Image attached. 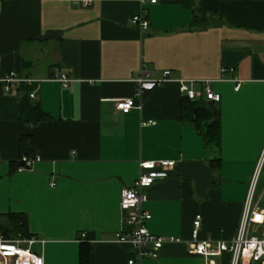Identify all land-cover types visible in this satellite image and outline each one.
I'll list each match as a JSON object with an SVG mask.
<instances>
[{
	"label": "crops",
	"instance_id": "1",
	"mask_svg": "<svg viewBox=\"0 0 264 264\" xmlns=\"http://www.w3.org/2000/svg\"><path fill=\"white\" fill-rule=\"evenodd\" d=\"M138 8L136 0H0V72L35 82L33 99L49 114L22 122L18 95L0 81V213L25 214L31 236L44 240V264H79L82 246L89 264H204L189 252L196 215L199 239L229 242L236 233L264 150V0H157L145 5L143 29L129 21ZM199 9L206 24L193 20ZM57 68L72 78L68 85L51 78ZM164 69L169 78L137 99L139 107L116 108L117 97L134 95L137 77ZM175 78L188 80L197 98L211 101L208 80L220 94L215 154L182 117L187 96ZM23 135H32L41 159L18 172ZM142 160L175 161L143 189L141 207L150 233L181 241L139 260L114 237L130 229L120 191L133 185ZM255 200L264 214V160Z\"/></svg>",
	"mask_w": 264,
	"mask_h": 264
},
{
	"label": "built area",
	"instance_id": "2",
	"mask_svg": "<svg viewBox=\"0 0 264 264\" xmlns=\"http://www.w3.org/2000/svg\"><path fill=\"white\" fill-rule=\"evenodd\" d=\"M89 0H81L86 4ZM139 8L130 15L129 21L139 28H147L149 18L145 5L154 3L157 0H136ZM224 71V68H222ZM169 69H164L160 76H140L135 79L134 95L130 97H117L115 106L124 112L131 107H139L137 99L143 97L145 92L153 89L164 82L169 77ZM51 78L68 85L72 80L64 71L57 68ZM236 81L235 88L239 87V80ZM16 71L9 70L0 72V81L3 83L5 91L17 94V84L23 81ZM179 89L189 98H195L197 92L188 84L184 78H175ZM24 81L31 82L30 79ZM204 93L207 98L218 101L220 94L210 87V81H206ZM31 98L35 97V90L29 92ZM148 122H153L148 119ZM39 155H21L16 164L15 170L20 172L32 170L36 162L40 161ZM264 160V150L260 161L250 180L247 195L243 204L240 220L234 237L229 241H214L210 238L199 239L200 215H196L193 220L189 252L203 258L204 264H222L221 255L224 251L229 253L228 264H244L254 262L264 264V214L255 200V188L259 175L260 166ZM175 165L173 160H142L139 162V174L131 187H124L120 191L119 207L123 213V222L130 227L129 230H121L115 234L114 242L130 245L137 253L138 259L142 257L156 258L161 248L168 242H180L181 238L173 236H159L150 233L145 223L150 218V214L143 210L141 203L144 200L143 189L152 184L158 178L166 176ZM53 184V183H52ZM80 241L86 240L84 233H81ZM44 240L35 236L18 237L6 239L0 236V264H44L42 255L39 253V245ZM33 244H37L38 251L31 249ZM129 264L138 263L137 260L130 259ZM246 264V263H245Z\"/></svg>",
	"mask_w": 264,
	"mask_h": 264
},
{
	"label": "trees",
	"instance_id": "3",
	"mask_svg": "<svg viewBox=\"0 0 264 264\" xmlns=\"http://www.w3.org/2000/svg\"><path fill=\"white\" fill-rule=\"evenodd\" d=\"M205 9H199L194 13V22L206 24L208 21ZM35 87V82L20 81L17 84V95L20 104V119L22 122L31 125L43 122L49 118L40 106L39 102L29 96V92ZM152 90V89H151ZM150 91V90H149ZM147 91V92H149ZM145 92V93H147ZM182 117L190 119L197 126L204 136L205 144L215 154L219 149L220 141V111L208 99L182 97L181 100ZM32 135H23L20 138V150L22 155L32 154ZM219 159L215 158L210 163L215 169ZM0 234L5 238L29 237L31 233L27 229V219L21 212L0 213ZM88 251L82 246L79 251V264H89Z\"/></svg>",
	"mask_w": 264,
	"mask_h": 264
},
{
	"label": "water",
	"instance_id": "4",
	"mask_svg": "<svg viewBox=\"0 0 264 264\" xmlns=\"http://www.w3.org/2000/svg\"><path fill=\"white\" fill-rule=\"evenodd\" d=\"M211 102H213V100H211ZM31 249L35 252L38 251V246L37 244H33L31 246ZM228 261H229V253L227 251H224L221 255V263L222 264H228Z\"/></svg>",
	"mask_w": 264,
	"mask_h": 264
}]
</instances>
